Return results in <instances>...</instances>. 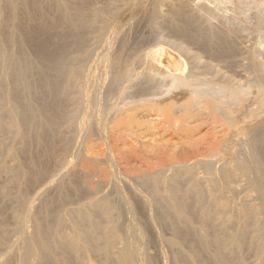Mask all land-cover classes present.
<instances>
[{
    "label": "bare ground",
    "instance_id": "obj_1",
    "mask_svg": "<svg viewBox=\"0 0 264 264\" xmlns=\"http://www.w3.org/2000/svg\"><path fill=\"white\" fill-rule=\"evenodd\" d=\"M45 1L0 0L9 11L0 16V264H156L146 233L156 221L172 232L155 236L173 264H264V56L258 45L238 47L232 23H209L218 7L208 3L225 0L193 10L189 0H153L148 22L155 28L166 15L174 37L141 51L114 45L144 0L122 9L118 0ZM256 22L259 32L264 18ZM166 77L170 94L151 93ZM132 86L143 97L131 99ZM144 124L173 141L145 143ZM82 134H95L106 151L74 150ZM72 149L75 161L66 158ZM118 175L147 192L131 186L144 224ZM38 181L46 182L31 189ZM50 189L56 196L36 207Z\"/></svg>",
    "mask_w": 264,
    "mask_h": 264
},
{
    "label": "rangeland",
    "instance_id": "obj_2",
    "mask_svg": "<svg viewBox=\"0 0 264 264\" xmlns=\"http://www.w3.org/2000/svg\"><path fill=\"white\" fill-rule=\"evenodd\" d=\"M105 4V1L106 2H109V0H99V2L97 1V4L98 3H100V5H103V3ZM110 1H112V0H110ZM113 1H116V0H113ZM123 2V0H118L117 2H120L118 5V7H119V9H122V8H124L126 5H125V3L127 2V0H125L123 3L124 4H122V2ZM152 1L153 0H144L143 1V7H142V9L139 7V10L137 11V13L131 18V19H129L128 21L127 20H124V21H122V24H125V22L127 21V23L123 26V29H125L124 31V35H123V38H122V40H117L116 42H115V47H114V49H118L117 47H118V45H119V41H120V44H121V42L122 41H124L125 42V44H126V47L128 46L129 48L131 47L132 49H134V47H136V49H139L140 51L141 50H144V49H148L149 47H153V46H150L151 44L152 45H156V44H158L157 42H159V43H161V44H164V46H167V47H169L168 45H169V42H167V40H169V39H173V37H174V35H172V32H170V30H169V28H168V24L167 23H165V22H167V20H165L164 18H165V16H164V18L162 19H160L159 20V26H157V27H155V28H153L152 27V25H151V23H149L150 21H149V19H148V17H147V13H148V11H149V9H150V6H151V3H152ZM179 2L181 1V0H178ZM177 0H167L166 1V3H170V2H172V3H177L178 2ZM188 1V0H187ZM191 2V4H190V2ZM188 2H189V4H190V7H192L191 9L193 10L195 7H196V5H199V6H201L203 3L207 6L208 4V6H209V8H211L212 6L214 7H216L217 9H215V7H214V9H215V13H216V16L212 19H210L209 21V23H212L213 25H219V24H221V21H222V24H227L228 23V25H229V22H230V24L232 25H230L231 27H233V29H235V30H237L236 31V35H232V38L234 37V40L236 41V38H238L239 40H237V45H239L238 47H240V49L241 50H246L247 48H250L251 46L252 47H256L257 45V49L259 50L260 49V51H261V54H260V56L261 55H263L264 56V45H262V44H264L263 42H264V25H262V27H261V29H260V31L259 32H255V24L257 23L256 21H257V19H258V17H263L264 18V0H258V3H257V0H244V1H242V0H228V2H227V0H225L223 3L224 4H219V6L218 5H216L215 3H213L214 5H212L211 3H208V2H206L207 0H189ZM199 1V2H198ZM204 1V2H203ZM254 1V2H253ZM261 1H263V2H261ZM39 2H40V0H39ZM44 0H41V5L42 6H44V7H47V6H49V3L47 2V1H45L44 3ZM201 2V3H200ZM235 2V3H234ZM240 2V3H239ZM252 2H253V4H252ZM261 4H260V3ZM208 3V4H207ZM231 3V4H230ZM237 3V4H236ZM257 3V4H256ZM263 3V4H262ZM1 4L3 5L2 7V9H0V12L2 11V14L0 13V16L2 15V17L1 18H3V17H5L6 18V16L8 17L9 16V11H8V8L6 7V5H5V3L4 2H1ZM196 4V5H195ZM240 4V5H239ZM252 4V5H251ZM258 4H260V5H262V6H258ZM46 5V6H45ZM99 5V4H98ZM123 5V6H122ZM165 5V4H164ZM164 5L162 6L163 8V10H162V12H164L163 14H165L166 12H168V11H166L167 10V8H168V6L167 5H165V7H164ZM194 7H193V6ZM236 5H238V7L236 6ZM246 5V6H245ZM223 6V7H222ZM229 6V7H228ZM234 6V7H233ZM253 6V7H252ZM167 7V8H166ZM212 7V8H213ZM250 7V8H249ZM223 8V9H222ZM232 8V9H231ZM249 8V9H248ZM141 9V10H140ZM231 9V10H230ZM229 10V11H228ZM236 10V11H235ZM257 10V11H256ZM233 13H232V12ZM256 12V13H255ZM260 12V13H259ZM221 14V15H220ZM236 16H235V15ZM262 14V15H261ZM220 15V16H219ZM240 15V16H239ZM218 17H220V18H218ZM227 17H228V20H226L227 19ZM236 17H238L237 19H236ZM217 19V20H216ZM221 19V20H220ZM242 19V20H241ZM213 20V21H212ZM214 20H215V22H214ZM223 20H226V21H223ZM149 21V22H148ZM212 21V22H211ZM217 21H220L219 22V24H218V22ZM124 22V23H123ZM148 22V23H147ZM224 22V23H223ZM161 23V24H160ZM217 23V24H216ZM163 24V25H162ZM166 24H167V26H166ZM240 24V25H239ZM162 26V27H161ZM125 27V28H124ZM152 28V29H151ZM157 28V29H156ZM242 28V29H241ZM244 28V29H243ZM251 28V29H250ZM154 29V30H153ZM160 29V30H159ZM162 29V30H161ZM250 29V30H249ZM253 29H254V31H253ZM165 30V31H164ZM167 30H169V31H167ZM157 31V32H156ZM159 31V32H158ZM160 31H163V32H165L164 34H163V32H160ZM167 31V32H166ZM246 31V32H245ZM238 33H240V34H238ZM161 34V35H160ZM169 35H172V36H169ZM122 36V35H121ZM120 36V37H121ZM166 38H165V37ZM169 39H168V38ZM153 38V39H152ZM163 38V39H162ZM165 38V39H164ZM181 38L182 37H179V38H177L179 41H183V44H185L186 46H188V45H190V47H191V44H189L188 43V45H187V42L185 41V40H181ZM156 39V40H155ZM182 39H184V38H182ZM128 40V41H127ZM159 40V41H158ZM150 41V42H149ZM260 41V42H259ZM136 44H135V43ZM256 42V43H255ZM258 42V43H257ZM130 45H129V44ZM155 43V44H154ZM241 43V44H240ZM244 44V45H243ZM262 45V46H261ZM246 46H248V47H246ZM127 47V48H128ZM138 47V48H137ZM189 47V46H188ZM126 48V49H127ZM192 49H193V46L191 47ZM243 48V49H242ZM244 48H246V49H244ZM94 53V54H93ZM93 53H92V57L95 55V53H96V49H95V51L93 50ZM263 53V54H262ZM202 55H205L206 56V54L203 52V54ZM92 57H90V59L91 60H88L89 61V65H87L88 67L90 66V65H92V64H90V61H91V63L93 62L92 60H94L95 61V56L92 58ZM205 60V57L204 58H201V61L202 60ZM261 59H262V62H263V64H264V57L262 58L261 57ZM217 61H214V63H216ZM243 62V61H242ZM87 64H88V62H87ZM220 65V68L222 67L223 69H225L226 71L227 70H230L231 71V69L232 68H230V67H226L225 65H222V63L221 64H219ZM264 66V65H263ZM224 67H226V68H224ZM224 70V71H225ZM230 71H227V73H230ZM232 72H233V75H235L236 73H234V71H233V69H232ZM231 72V73H232ZM242 75V77H241V75ZM244 74V75H243ZM246 73H239L238 74V76H237V74H236V79H238V77H239V80L240 81H243V79H244V81L246 80ZM241 78H242V80H241ZM162 80H164V82H159V89H158V91H157V89H155L154 91L153 90H151V93L153 92V93H158L157 94V96L159 95V96H161L162 94L164 95L165 94V91L167 90V88L169 89V91L167 90V92L168 93H166L167 95L168 94H170V91H171V89H170V80H171V78L169 77V78H167L166 77V79H162ZM161 81V80H160ZM163 83V84H162ZM169 87H168V86ZM105 88L107 89V85L105 86ZM104 88V89H105ZM164 88V89H163ZM132 91H131V89L129 90L130 92H129V95L131 94V97H133V98H131V99H134V100H136L137 98L138 99H140L141 97H143V96H138L141 92H138V88H137V86H135V88L132 86ZM135 90H137V91H135ZM157 91V92H156ZM163 92V93H162ZM138 93V94H137ZM150 93V92H149ZM151 93H150V95H151ZM159 93H161V94H159ZM135 94V95H134ZM144 94H146V93H144ZM147 95V94H146ZM111 97H109V95H108V100H112L113 101V95H110ZM138 96V97H137ZM136 97V98H135ZM129 100L128 98L126 99V102H130V101H132V100ZM109 102V101H108ZM134 104H129V107H132ZM126 107V106H125ZM128 108V107H127ZM125 110V109H124ZM139 110V109H138ZM138 110H134L136 113H137V118H140L141 116H142V118H140L141 120H144L145 118H146V114L142 111H140L139 110V113H138ZM122 111L123 110H121V113H122ZM125 114H122V116H124ZM145 116V117H144ZM144 117V118H143ZM147 122V121H146ZM148 123V122H147ZM145 125V124H144ZM146 126L147 125H145V126H140L139 127V129L138 128H136V129H138L137 130V133L138 132H140L139 133V135L141 136L140 138V140H142V141H144L145 143L146 142H148V143H150L151 141H153V142H151L152 144L153 143H157V142H159V141H161V139H171L172 138V141H173V136H175V135H173V134H170V131H167V132H162V129H161V127H157V129L154 127V126H151L150 128L151 129H148V132H150V133H148L147 131H146ZM155 129V130H154ZM142 130H144V131H142ZM150 130V131H149ZM144 132V133H143ZM147 132V133H146ZM84 137H86V138H84ZM81 136H76L77 137V139L76 140H74V143H73V146H72V148L73 147H75L74 148V150H76V148H78V147H80V149L79 150H81V151H83L84 149H86V148H88L89 147V149L90 150H93L94 148L96 149H94L95 151L94 152H98V154H99V152L101 151V150H103L104 149V151H106L105 149L107 148L106 146V148H104V144H102V140H100V141H98L99 139H98V137L94 134H91V138H94V140L93 139H91L90 138V135L88 136V134H87V136L86 135H84V134H82ZM138 135V136H139ZM154 138H153V137ZM160 136V137H159ZM163 136V137H162ZM81 137H83V139L81 138ZM151 137V138H150ZM90 138V139H89ZM133 138V139H132ZM130 137V136H126L125 138H124V140L126 141V143L127 144H132V145H135L136 143H135V141H133L134 139H135V137L133 136V137ZM158 138V139H157ZM79 139V140H78ZM87 139V141H85ZM130 139V140H129ZM144 139V140H143ZM148 140V141H146V140ZM78 140V141H77ZM98 142V143H96V141ZM155 140H156V142H155ZM158 140V141H157ZM76 141V142H75ZM94 141H95V143H94ZM129 141V142H128ZM85 142H86V144H85ZM75 143H77V145H75ZM79 143V144H78ZM81 143V144H80ZM84 143V144H83ZM94 143V144H93ZM101 143V144H100ZM134 143V144H133ZM98 144V145H97ZM120 146H121V144L122 143H120V141H119V143H118ZM75 145V146H74ZM85 147H84V146ZM96 145V146H95ZM100 145V146H99ZM103 145V146H102ZM77 146V147H76ZM95 146V147H94ZM122 146H123V144H122ZM127 146V145H126ZM83 147V148H82ZM91 147L93 148V149H91ZM83 149V150H82ZM99 151H98V150ZM73 150V149H72ZM71 150V151H72ZM74 150H73V152H68L67 154H66V158L67 159H70L72 156H74L73 155V153H74ZM104 151H101V155L103 154V152ZM59 155L60 154H57V157L58 158H60L59 159V161H61V158H62V156L60 155V157H59ZM68 155V156H67ZM71 155V156H70ZM70 157V158H69ZM21 158H22V162H24L25 163V156L23 157V156H21ZM71 159H73V161H75L74 159H75V157H72ZM20 161H21V159H19ZM24 160V161H23ZM105 165V164H104ZM103 165V166H104ZM53 166H54V168H53ZM72 166V165H71ZM55 167L56 168H58V166H57V163H54V164H52V166L50 167V173L49 174H47V175H49V176H52V172H55ZM69 168H72V167H69ZM52 169V170H51ZM120 176V180L118 181V183H119V185H121L122 186V188H121V190L122 191H124V195L126 196L127 194L126 193H129L130 195H131V198L129 199V195H127V197H128V199L132 202V203H134V205H135V203H137V201H136V198H135V195L134 194H132L133 193V191H131V190H133V189H135V190H138V189H136L134 186H136L137 187V185H134V184H130L132 187H134L133 189L131 188V186H128L127 184H125L122 180H121V175H118V177ZM46 181H41L40 183H39V181L35 184V182H32L31 183V185H30V188L33 186V188H31V189H34L35 187H36V189L37 188H40V187H42L43 185H44V183H45ZM122 182V183H121ZM34 184V185H33ZM42 184V185H41ZM39 186V187H37V186ZM134 185V186H133ZM129 187V188H128ZM30 188H29V191H28V197H29V199L32 197V199L34 198V192L35 191H33V190H30ZM137 188H139V187H137ZM141 188V187H140ZM139 188V190H141ZM35 189V190H36ZM110 190H111V188H109ZM51 190V189H50ZM48 191V190H46V191H48V193H46V195H44V194H42L41 196H43L42 198L40 197L39 199H37V200H35V202L38 204L39 203V205H37L36 204V207H39V206H41L40 205V203L41 202H43V198H45V196H47L48 194L50 195H48L47 197H51L52 196V194L54 193L55 194V192H57V190L55 191V189H52L51 191ZM108 190V189H107ZM105 191V189H104V193H106V194H108V196L110 197V195H111V197L110 198H112L113 200H115L117 197H115L116 196V194H114V192H112V191H110V190H108V191ZM32 191V192H31ZM45 191V192H46ZM138 192V191H137ZM141 193L142 192H146L144 189H142L141 191H140ZM140 192H138V193H140ZM57 194V193H56ZM56 194L55 195H53L52 197H54V196H56ZM114 194V195H113ZM143 194V193H142ZM146 194H147V192H146ZM30 195V196H29ZM145 195V194H144ZM87 196V195H86ZM86 196H85V194H80V195H77L75 198H76V200L78 199V200H80V202H82L81 200H85L86 199ZM114 196V197H113ZM79 197V198H78ZM74 198V199H75ZM72 199H73V197H72ZM70 200L71 201V203L72 202H74V203H77V201H75V200ZM134 199V200H133ZM39 200H41L40 202H39ZM35 202H34V204H35ZM80 202H78V203H80ZM138 204V203H137ZM71 205V204H70ZM68 205H66L65 207H67ZM140 205L138 204L137 206H135V208H136V210H137V212H138V215L139 214H142L143 212H145L146 213V211L142 208V207H140ZM7 208H8V206H7ZM138 209H139V211H138ZM142 210V211H141ZM153 210V209H152ZM8 211V209H6V213H5V219H6V221H8V222H11L10 221V214H9V211ZM149 212V211H148ZM152 212H154L155 213V211H151L150 210V213L153 215L154 213H152ZM144 213V214H145ZM9 216V217H8ZM142 216V217H141ZM6 217H8V218H6ZM139 217H140V220L142 221H140L142 224H144L143 223V221L145 220L144 219V217L145 216H143V214L142 215H139ZM142 218H143V220H142ZM145 222V221H144ZM12 223V222H11ZM125 223V222H124ZM156 223V225L158 226H156L155 224H154V228L153 229H149V231H146V233H148V236L147 237H150V238H148L149 240H148V250H147V252H148V254L149 253H151V254H149V255H151L154 259H155V261H156V264H173V262H172V260H171V254H172V251H171V249H169L168 250V247H167V245H165V244H163V242H160V241H158V239L159 238H164V237H161V236H159V238L157 237V236H155L156 235V233H157V231L158 230H160V231H162V234H159V235H162L163 236V231H164V236H166V237H171V230L168 228V227H164V228H162V226L163 225H161L160 223H159V225H161V226H159L158 225V221H156L155 222ZM156 227L158 228V229H156ZM167 228H168V230H167ZM156 229V230H155ZM162 229V230H161ZM164 229V230H163ZM152 230H155L156 232H154V231H152ZM168 232H167V231ZM151 232H152V234H151ZM158 233H161V232H159L158 231ZM167 233H169V234H167ZM149 234H150V236H149ZM147 235V234H146ZM146 235H145V237H146ZM158 235V234H157ZM151 237H155V240L153 239V238H151ZM165 237V238H166ZM151 239V240H150ZM153 240V241H152ZM163 244V245H162ZM158 245V246H157ZM154 246V247H153ZM164 246V247H163ZM163 250H162V249ZM168 251V252H167ZM165 252V253H164ZM171 252V253H170ZM161 253V254H160ZM167 253V254H166ZM166 255V256H165ZM248 254H246L245 255V257H246V261H248V262H252L253 260V258H251V256L249 255V256H247ZM163 256H164V258H163ZM170 256V257H169ZM167 258V259H166ZM161 260V261H160ZM251 260V261H250ZM163 261H166V263L165 262H163Z\"/></svg>",
    "mask_w": 264,
    "mask_h": 264
}]
</instances>
